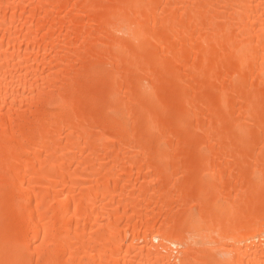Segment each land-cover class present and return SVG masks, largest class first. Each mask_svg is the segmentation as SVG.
<instances>
[{
  "label": "bare ground",
  "instance_id": "1",
  "mask_svg": "<svg viewBox=\"0 0 264 264\" xmlns=\"http://www.w3.org/2000/svg\"><path fill=\"white\" fill-rule=\"evenodd\" d=\"M0 264H264V0H0Z\"/></svg>",
  "mask_w": 264,
  "mask_h": 264
}]
</instances>
